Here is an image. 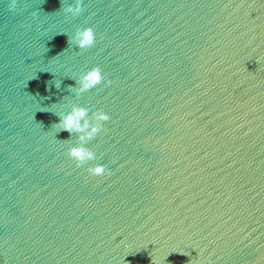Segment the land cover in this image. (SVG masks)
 Wrapping results in <instances>:
<instances>
[{
  "label": "water",
  "instance_id": "1",
  "mask_svg": "<svg viewBox=\"0 0 264 264\" xmlns=\"http://www.w3.org/2000/svg\"><path fill=\"white\" fill-rule=\"evenodd\" d=\"M10 2L0 264H264V0ZM88 27L92 47L68 43ZM80 107L88 128L57 126Z\"/></svg>",
  "mask_w": 264,
  "mask_h": 264
},
{
  "label": "clouds",
  "instance_id": "2",
  "mask_svg": "<svg viewBox=\"0 0 264 264\" xmlns=\"http://www.w3.org/2000/svg\"><path fill=\"white\" fill-rule=\"evenodd\" d=\"M82 3L83 0H75V4L68 5L64 7L65 13H70L73 17L78 16L82 11ZM17 4V0H11L9 4V10H14ZM80 49H87L94 45L95 43V34L93 29L88 27L83 30H77L75 38L70 37L68 39V43H73ZM104 80V77L101 73V69L99 67H93L83 74L82 77L78 80V87L73 89L72 86H69L71 90H75L78 94L89 91L99 85ZM110 83V81H109ZM88 114V110L86 108L80 107L75 108L70 114L61 117L59 124L57 125L62 130L67 131L70 135L75 131H84L88 128L87 122L81 125L80 121ZM110 119V117L100 111L97 115L98 121L106 122ZM101 131V125L98 123L95 127H92L91 130L87 133L89 139L93 138L97 133ZM83 139V137H81ZM69 157L77 162V167H79L85 159H91L93 154L90 151H87L84 148H72L69 153ZM88 172L93 176H102L105 174L106 169L103 165H97L93 168L88 169Z\"/></svg>",
  "mask_w": 264,
  "mask_h": 264
}]
</instances>
